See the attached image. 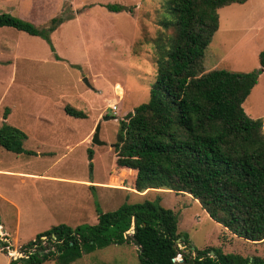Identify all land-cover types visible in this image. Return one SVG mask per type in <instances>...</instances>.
I'll use <instances>...</instances> for the list:
<instances>
[{"label":"rangeland","instance_id":"1","mask_svg":"<svg viewBox=\"0 0 264 264\" xmlns=\"http://www.w3.org/2000/svg\"><path fill=\"white\" fill-rule=\"evenodd\" d=\"M109 3L126 5L132 11H111L106 7ZM160 11L161 0H0V13L9 12L35 24H45L62 13L67 17L51 34L55 50L42 37L0 27V127L6 120L29 132L30 138L24 139L28 150L57 152L56 156L45 152L36 157L0 146V167L68 171L65 163L55 162L64 156L59 155L60 144L49 143L50 138L44 139V145L36 141L37 127H46L51 120L73 147L67 159L73 161L74 176H92L96 181L93 187L60 183L48 197L44 182L27 178L22 182L18 176L0 174V239L10 242L5 251L0 244L6 257L0 256V264H10L12 257L23 254L24 243L54 225L95 224L97 206L112 211L126 201L157 196L178 214L179 232L189 238L193 249L214 246L227 253L264 257V242L232 234L192 195L159 188L138 191L128 182L131 172L115 168L112 144L117 140L119 120L150 98L161 52L156 40L162 37L166 43L165 35L170 32L160 25ZM219 14L220 26L206 51L205 68H258L259 52L264 49V0L233 3L220 8ZM67 106L87 116L69 114ZM243 106L251 117L264 118V72ZM112 115L117 117L103 118ZM98 122L100 137L107 144L90 140V148L85 142ZM89 148L94 149L92 169ZM179 244L186 248L181 239ZM71 264H139V246L111 244Z\"/></svg>","mask_w":264,"mask_h":264},{"label":"trees","instance_id":"2","mask_svg":"<svg viewBox=\"0 0 264 264\" xmlns=\"http://www.w3.org/2000/svg\"><path fill=\"white\" fill-rule=\"evenodd\" d=\"M246 1L161 0L160 25L170 32L166 43L162 37L156 40L161 49L156 79L150 98L119 120L114 151L115 168L131 172L128 182L138 191L188 193L232 234L258 243L264 241V118L251 117L243 104L264 72V49L254 70L205 68L206 51L220 26L219 9ZM106 7L132 11L122 4ZM66 18L62 13L41 25L1 12L0 27L42 37L55 50L51 34ZM66 111L85 116L76 107ZM26 138L6 120L0 127V146L37 154L25 148ZM88 157L92 169L93 149ZM97 212L95 224L60 223L38 233L10 264H71L97 248L131 243L139 246V264H264V257L227 253L221 247L193 249L179 232L178 214L160 196L126 201L112 211L97 206ZM1 242L5 251L10 242Z\"/></svg>","mask_w":264,"mask_h":264},{"label":"crops","instance_id":"3","mask_svg":"<svg viewBox=\"0 0 264 264\" xmlns=\"http://www.w3.org/2000/svg\"><path fill=\"white\" fill-rule=\"evenodd\" d=\"M86 116L87 115H85L84 117H86ZM263 117H264V115H263ZM47 121L49 122V124L46 127L40 126V125H39L40 127H37L36 135H37L38 139L36 141H38L41 145H44L43 144L44 139L50 138L49 143L52 142V143L60 144V146H61L60 150L62 151V153H60L59 155L63 154L64 156L63 157L58 156V158L55 160V162H58L61 164L65 163V166H68L65 168H69V170L68 171H60V170L38 171L35 169L26 170L24 168L23 169H13V168H8V167H0V174L18 176V177H20V180L22 182H25L26 178L31 179L33 182H37V181H38V183L44 182L45 188L47 189V196L48 197L52 196L53 192H57L56 186H58L60 183L61 184L66 183L68 186H71L72 184L74 186L78 185V184H81V185L86 186V187L95 186V185H92L94 182H96L93 180L92 176L88 177L89 179L88 178L79 179L78 176H74V173L70 170V168H72L70 163H72L73 161L71 159H67L68 156H70V153H71L73 147L70 145V142L66 139V137L64 135L65 132L62 131L61 129H59L58 127H55L56 124H54V122H52L51 120H47ZM65 131H66V128H65ZM93 133H92V130H90V135L86 139V142H85V144L89 145L88 147H90V148H93V147H91V144L93 142L92 143L90 142V140L92 141ZM25 134L27 136V139H28V137L30 138L29 132L26 131ZM41 150H39V149L38 150H32V151H35L37 154H31V155L36 156V157H38V156L43 157V156H45L44 155L45 152H49L52 156L57 155V152H55L54 150H50V151H45V150L41 151ZM0 256H3L4 258H6L2 252H0Z\"/></svg>","mask_w":264,"mask_h":264},{"label":"water","instance_id":"4","mask_svg":"<svg viewBox=\"0 0 264 264\" xmlns=\"http://www.w3.org/2000/svg\"><path fill=\"white\" fill-rule=\"evenodd\" d=\"M85 81H86L87 84L90 85L88 78H85ZM116 117H117L116 115H112V116H104L103 118L104 119H110V118H116ZM100 129H101V123L98 122L97 125H96V128H95V131L93 133V136H92V142L94 144H97V145H106L107 142L102 140L101 137H100ZM112 146H114V144H112ZM134 228H135V222H133V226H132V228L130 230V233H134ZM0 244H2L1 239H0ZM213 253L214 252H211V254H213ZM179 260H182V258H179Z\"/></svg>","mask_w":264,"mask_h":264},{"label":"bare ground","instance_id":"5","mask_svg":"<svg viewBox=\"0 0 264 264\" xmlns=\"http://www.w3.org/2000/svg\"><path fill=\"white\" fill-rule=\"evenodd\" d=\"M121 93V92H120Z\"/></svg>","mask_w":264,"mask_h":264}]
</instances>
